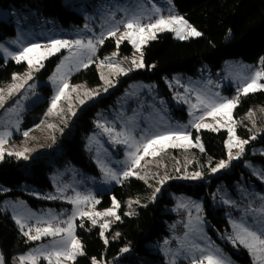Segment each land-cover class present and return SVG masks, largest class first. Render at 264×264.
<instances>
[{"label":"rangeland","instance_id":"rangeland-1","mask_svg":"<svg viewBox=\"0 0 264 264\" xmlns=\"http://www.w3.org/2000/svg\"><path fill=\"white\" fill-rule=\"evenodd\" d=\"M41 1L0 0V57L25 64L0 87V161L15 155L29 162H54L65 149L63 137L75 132L79 111L113 89L124 91L99 110L95 128L86 137L85 148L98 173L66 165L50 173L52 189L41 192L27 182L22 185L30 198L50 204L33 205L24 197L3 199V211L35 245L10 258L0 251V264H74L84 253L77 235L79 220L100 226L107 241L106 233L120 219L116 200L109 207L99 206L101 194L125 179L150 177L155 195L163 178L147 171L154 172L157 163L194 160L197 150H203V131L227 132V159L211 171L232 173L240 162L244 170L232 186L221 180L213 190L211 205L221 210L226 225L218 226L205 214V196L169 192L174 203L165 212L175 220L167 222L169 235L149 248L165 258L163 264H244L238 258L243 252L253 264H264V165L253 159L264 157V105L236 113L242 95L264 92L261 61L227 58L216 70L204 62L195 75L166 76L164 88L154 80L123 84L133 70L145 67L143 46L160 34L171 32L177 40L202 35L174 1L64 0L84 17L82 24L69 26L45 16ZM107 38H113L115 46L101 55ZM124 41L133 46L130 54L120 53ZM91 65L98 67L101 83L72 79ZM31 171L30 165L24 169L27 175ZM8 192L0 183V194ZM122 258L112 264H126Z\"/></svg>","mask_w":264,"mask_h":264},{"label":"trees","instance_id":"trees-1","mask_svg":"<svg viewBox=\"0 0 264 264\" xmlns=\"http://www.w3.org/2000/svg\"><path fill=\"white\" fill-rule=\"evenodd\" d=\"M173 1L178 12L197 27L202 35L198 38L177 40L171 32L160 34L156 40L143 46L145 67L133 70L124 78L123 84L134 80H154L164 88L166 76L177 72L195 75L204 62L216 70L227 58L242 57L248 61H261L264 68V0ZM41 7L45 16L57 18L63 26L84 22V17L64 4V0H42ZM9 33L14 35L15 30L10 28ZM114 46V39L107 38L101 48V55ZM132 50L133 46L124 41L120 53L130 54ZM54 63L55 60L50 61V67ZM24 68L25 64L6 61L0 57V87L11 82L15 73L23 71ZM72 79H86L90 84L101 83L96 65L83 68ZM123 91V87L113 89L79 111L75 132L71 137H63L65 149L54 162L36 158L29 162L15 155H5L0 161V183L9 189L7 194H0L1 253L10 258L14 253L25 252L35 245L27 242L11 215L3 211V199L24 197L32 201L33 205L50 204L30 198L22 191V185L27 182L41 192L52 189L50 173L66 165H76L86 172L98 173L96 164L85 148L86 137L95 128L99 110L107 108ZM255 104L264 105L263 91L242 95L237 115L246 113ZM201 138L203 150H197L196 158L191 162L182 165L157 163L154 172L147 171L148 176L161 175L163 178L155 195L151 193L150 177L125 179L111 192L101 194L99 206L109 207L116 200L120 219L113 222L106 233L107 241L102 236L100 226L87 219L79 220L77 235L84 253L74 264H112L119 257H123L122 261L126 264H138V260H141L139 264L165 263V258L152 253L149 245L158 243L169 235L167 222L175 220L174 215L165 212L166 207L174 203L169 192L185 193L192 198L205 196V214L218 226L226 225L221 210H214L211 205L213 190L221 180L232 186L233 182L240 180L241 171L244 170L239 166L240 162L234 164L232 173L223 170L211 171V167L219 160L227 159L226 131H203ZM253 159L264 165L263 156ZM142 164L145 169L149 166L145 160ZM27 165L32 169L29 175L24 172ZM156 169L170 170V173L160 174ZM188 171L189 177L186 176ZM130 198L135 199L129 204ZM132 254L134 257H131ZM238 258L244 264H252L247 252H243Z\"/></svg>","mask_w":264,"mask_h":264},{"label":"built area","instance_id":"built-area-1","mask_svg":"<svg viewBox=\"0 0 264 264\" xmlns=\"http://www.w3.org/2000/svg\"><path fill=\"white\" fill-rule=\"evenodd\" d=\"M230 209H233V208H230ZM178 232H182V228H178ZM253 264V263H252Z\"/></svg>","mask_w":264,"mask_h":264}]
</instances>
